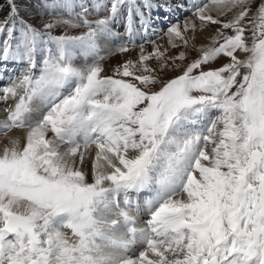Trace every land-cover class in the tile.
<instances>
[{"label":"snow or ice","instance_id":"obj_1","mask_svg":"<svg viewBox=\"0 0 264 264\" xmlns=\"http://www.w3.org/2000/svg\"><path fill=\"white\" fill-rule=\"evenodd\" d=\"M0 264H264V0H0Z\"/></svg>","mask_w":264,"mask_h":264},{"label":"bare ground","instance_id":"obj_2","mask_svg":"<svg viewBox=\"0 0 264 264\" xmlns=\"http://www.w3.org/2000/svg\"><path fill=\"white\" fill-rule=\"evenodd\" d=\"M158 44H162V45H164L165 47H168V40L166 39H162V40H160L159 42H158ZM132 55L134 56L135 55V53H132Z\"/></svg>","mask_w":264,"mask_h":264},{"label":"rangeland","instance_id":"obj_3","mask_svg":"<svg viewBox=\"0 0 264 264\" xmlns=\"http://www.w3.org/2000/svg\"><path fill=\"white\" fill-rule=\"evenodd\" d=\"M153 39H155L157 43H158L160 40H162V39H165V40L167 39V40H168L167 36H163V37H160V38L155 37V38H153Z\"/></svg>","mask_w":264,"mask_h":264}]
</instances>
